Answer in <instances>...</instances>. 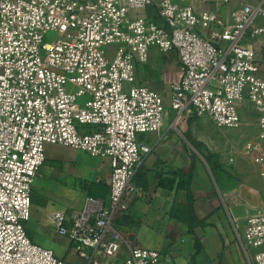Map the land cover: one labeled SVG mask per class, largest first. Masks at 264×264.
Listing matches in <instances>:
<instances>
[{
  "label": "built area",
  "instance_id": "1",
  "mask_svg": "<svg viewBox=\"0 0 264 264\" xmlns=\"http://www.w3.org/2000/svg\"><path fill=\"white\" fill-rule=\"evenodd\" d=\"M153 4L0 0V264H71L33 242L25 228L47 143L109 158V208L98 210L96 202L71 216L56 212L52 220L59 234L90 258L87 264H102L91 259L88 249L101 247L108 256L119 250L120 235L111 229V220L128 210L141 191L134 176L149 151L138 134L157 131L164 122L162 96L136 84V62L146 61L150 47L179 55L173 109L234 130L242 126L241 107L246 102L253 107L259 130L246 149L264 181V77L249 42L264 32L256 23L264 9L245 5L232 11L231 23L225 24L213 11L161 0L162 22L131 17L132 11ZM49 33L52 41L46 40ZM243 239L255 250L253 264H264V209L247 219ZM172 259L170 252L135 246L121 264Z\"/></svg>",
  "mask_w": 264,
  "mask_h": 264
},
{
  "label": "crops",
  "instance_id": "2",
  "mask_svg": "<svg viewBox=\"0 0 264 264\" xmlns=\"http://www.w3.org/2000/svg\"><path fill=\"white\" fill-rule=\"evenodd\" d=\"M160 1L132 11L131 17L162 22L157 6ZM175 1L197 11H213L225 24L231 23L232 11L245 5L264 9V0ZM256 23L264 27V17ZM199 30L212 38L205 27ZM249 42L260 62L264 57L259 55L260 50L264 53V32ZM181 69L176 50L161 51L157 47L148 49L146 61L136 62V84L162 96L164 122L157 131L138 134L139 142L149 151L144 152L134 176L141 191L130 199L128 210L115 213L111 220V229L120 235L119 250L112 256L101 247L87 250L91 259L102 264H121L135 246L170 252L173 259L167 264H253L255 250L245 245L243 233L247 219L262 211L264 201L258 203L260 193L254 185L246 184L245 192L239 184L220 185L211 167L194 159L185 147L171 106L172 83ZM45 155L32 186L31 214L25 222L27 234L33 242L53 249L59 258L71 264H87L90 258L77 252L68 236L59 234L52 216L56 212L71 216L96 202L98 210L109 208L110 160L52 143L46 144ZM192 220L195 223L190 225ZM109 239L110 233L105 241Z\"/></svg>",
  "mask_w": 264,
  "mask_h": 264
},
{
  "label": "rangeland",
  "instance_id": "3",
  "mask_svg": "<svg viewBox=\"0 0 264 264\" xmlns=\"http://www.w3.org/2000/svg\"><path fill=\"white\" fill-rule=\"evenodd\" d=\"M53 39L51 33L46 36L47 41ZM263 54L260 50L259 55ZM260 66L264 77V57L260 58ZM241 110L244 122L239 129H219L207 116L199 117L190 111L180 113L176 110L174 116L178 121L175 126L194 159L198 158L208 164L217 175L220 185L230 187L239 184L243 192L246 184L254 185L260 193V199H257L259 203V200L264 201V181L259 176V167L246 149V144L258 134V117L248 102Z\"/></svg>",
  "mask_w": 264,
  "mask_h": 264
},
{
  "label": "trees",
  "instance_id": "4",
  "mask_svg": "<svg viewBox=\"0 0 264 264\" xmlns=\"http://www.w3.org/2000/svg\"><path fill=\"white\" fill-rule=\"evenodd\" d=\"M187 183H189V181H187ZM189 223H190V225H192V224L195 223V222H193V220H192V221H190Z\"/></svg>",
  "mask_w": 264,
  "mask_h": 264
}]
</instances>
